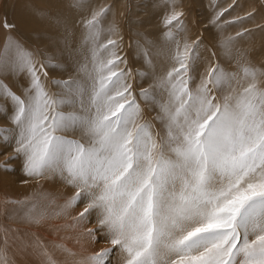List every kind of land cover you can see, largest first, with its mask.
<instances>
[{"label": "snow or ice", "instance_id": "1", "mask_svg": "<svg viewBox=\"0 0 264 264\" xmlns=\"http://www.w3.org/2000/svg\"><path fill=\"white\" fill-rule=\"evenodd\" d=\"M107 11L85 21V42L96 45L88 83L51 78L48 68L57 65L7 37L0 72L28 75L22 95L0 81V98L12 105L14 128H0L5 142L15 133L9 160L23 156L26 175H58L75 188L67 206L88 198L78 219L98 211L99 230L127 253L126 264H264V86L257 70L244 66L238 76L212 64L193 90L199 42L175 41L171 29L183 31L184 22L183 12L173 10L163 19L176 50L158 82L168 93L156 117L161 135L151 122H138L142 109L130 71L119 67L126 61L113 51L117 41L96 44ZM3 27L15 25L5 20ZM225 85L231 91L217 99ZM140 96L153 100L147 89ZM74 130L89 143L63 135ZM0 168L8 170V163ZM112 250L101 249L86 264H106Z\"/></svg>", "mask_w": 264, "mask_h": 264}, {"label": "bare ground", "instance_id": "2", "mask_svg": "<svg viewBox=\"0 0 264 264\" xmlns=\"http://www.w3.org/2000/svg\"><path fill=\"white\" fill-rule=\"evenodd\" d=\"M101 8L108 11L101 18L96 44H105L109 39L117 41L113 51L126 61L119 67L130 71L127 81L142 109L138 122H151L154 132L164 135L163 125L156 117L168 93L158 82L174 63L176 44L165 38L167 29L163 24L164 17L173 10L183 12L184 22L183 31L171 29L175 41L181 45L185 41L199 42L191 73L193 90L212 64L238 76L242 67L251 66L257 70L258 83L264 86V0H0V54L11 35L39 60L58 66L48 68L51 78L88 83L91 51L96 45L91 40L85 42V21ZM219 13L223 15L216 19ZM5 20L15 25L11 31L3 27ZM100 55L105 60L110 58L105 51ZM0 81L22 95L28 75L0 72ZM49 88L60 91L53 85ZM142 89H147L153 100L142 98ZM229 91L231 87L225 85L215 95L222 99ZM0 105L7 109L0 112V128L11 130V102L0 98ZM63 135L89 143L80 130ZM14 136L12 132L11 142L0 137V165L8 163V170L0 168V264L6 260L12 264H86L89 256L109 248L113 250L106 264H126L127 253L111 245L106 230H99L98 211L78 219L88 206V198L67 206L75 188L58 175H26L23 156L9 160L15 147ZM89 229L98 239L89 235ZM43 238L42 251L39 241Z\"/></svg>", "mask_w": 264, "mask_h": 264}, {"label": "rangeland", "instance_id": "3", "mask_svg": "<svg viewBox=\"0 0 264 264\" xmlns=\"http://www.w3.org/2000/svg\"><path fill=\"white\" fill-rule=\"evenodd\" d=\"M39 241V240H38ZM53 243H55V241L53 242ZM39 244L41 245V248H42V251H43V244H44V238L41 240V241H39ZM10 248V247H9ZM10 250H11V248H10ZM11 252V251H10ZM8 252H6L5 253V255L7 254ZM12 253V252H11ZM10 254V253H9ZM45 255V254H44ZM10 257V256H9ZM40 261V259L37 261V262H39ZM10 262V260H6V263L5 264H8ZM9 264H12V263H9Z\"/></svg>", "mask_w": 264, "mask_h": 264}]
</instances>
